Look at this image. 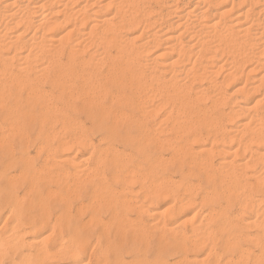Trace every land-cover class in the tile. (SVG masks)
I'll return each instance as SVG.
<instances>
[{"label":"bare ground","instance_id":"obj_1","mask_svg":"<svg viewBox=\"0 0 264 264\" xmlns=\"http://www.w3.org/2000/svg\"><path fill=\"white\" fill-rule=\"evenodd\" d=\"M151 3H154L155 6L153 7ZM183 35L187 36V37L183 38ZM140 39H141V41H139V42H141V43L138 44L137 41ZM147 54H149L148 55L149 57L145 56ZM63 55H64L65 60H62ZM0 69H1L0 72L2 71V75L0 73V109L3 110L5 115H19V116L20 115H22V116L31 115V117L34 118V116H32V115H56V116L62 115L63 116V115H75V113L82 112L85 115H91L90 118H93V117H95V119L97 118V120H100L101 118L106 119V117L110 116V115H111L110 117L117 115L116 116L117 119H116V117L114 118V120L116 119V121L117 120L120 121V122L117 121V123H121V121H122L121 119H123L120 117L121 115H125V116L126 115L127 116L128 115H132V116L133 115H139V116H145L146 118H147V115L148 116L149 115H151V116L152 115H156V116L165 115L167 119L171 118L173 115H175V116L177 115L174 118V120H173V118H171L174 121L175 125H174V123H172L173 125L170 124L171 125L170 127L172 128V130H173V127L176 126L177 130H173V131H176L177 133L174 136L178 138V141L180 140L179 141L180 144L182 143L180 145L179 142L177 141V138H176V143H178L180 145V148H178L177 152L179 153V151H180V152H182L181 154H183V156L188 155L187 157L191 158V160H190V159H185L183 157L184 160H189L188 161L189 163L187 161H186L187 162L186 163L184 160H182V157L181 158L179 157L182 160V162L184 161V164L186 163L187 165L191 163L190 165L192 166L196 162V159L198 158L200 153L210 154L212 156V152L214 151V153L218 154V156H216V157H219V160H218V162H216V164H213L210 162L211 157L209 158V156H208V158L210 160H207V159H206L207 161L204 160L207 157V155L206 156L204 155L205 158L202 157L201 158L202 160L199 158L200 161L198 159L197 161H199V162H197V163L201 164L200 166L202 168L206 164L209 165V167L214 165L215 167L219 168V170L220 169L223 170L224 168L225 169L227 168V172L226 171H225V173L223 172L224 174L223 173L220 174L218 172L219 173V176H218V175H215L216 173L213 174V172H212V174L208 173L207 171L209 170V172H210L211 168H208V170H207V168H206L207 166L205 167L206 168L205 174L207 173L206 174L207 176L205 175L206 178L204 177V180H207L209 183L210 182L212 183V186L210 188L208 187V189H206V191L204 192V195L202 193L203 197H202V200L200 201L203 204V206L205 205V206L209 207L207 209V213L205 212L207 215L204 214V217L206 216V219L203 217L205 220H207V223H205V225L206 226L208 225V227H209V225H213L215 228H217V231L223 230V232H225V233L227 232L228 238L226 239V242H224V239H223L222 244H226L227 247H226V245H225V247L229 248V251H230V248L240 251V253H239L240 257L237 260H241V258H243L244 256L247 259H250V257L248 256L249 250H245L244 247L242 248V246L240 245V242H242V241L243 242L244 241L252 242L254 244L253 246L257 247V221L258 220L260 221V219L257 220V217L260 214H262V216L260 215L262 218L264 217L263 216V214H264L263 209L264 208L261 207L262 208L261 212H259L260 210L259 211L257 210V209H261L260 205L264 204V202H263L262 204L259 205V203H261L262 200H259V203H257V194H258L257 190H259V192L264 197V177H261L263 175V173H262V175H259V172L260 173L262 171L264 172V170H263L264 168L259 169L257 171V168H258L257 165L258 164L263 165L261 162H264V156H263L264 152L262 151L263 155L260 152L262 150V147H264V0H3V2L0 1ZM14 69L16 71H18L19 74L18 73L14 74L13 73ZM220 70L221 71L223 70L224 75H223V78L221 77L222 78L221 81H219V80L217 81L214 78L218 77L220 75V73H221ZM217 72L219 75L217 74L215 76V73H217ZM252 72H257V73H252ZM9 73L10 74L12 73V75L10 77H9ZM252 74H255V75L251 76ZM26 82H29V83H26ZM43 82H49L50 88H51L50 91L47 89L48 92H46V89L41 88V84H43ZM10 83H14V85L11 84L10 87L9 86L6 87V85L7 84L9 85ZM26 84L27 85L29 84V87L26 86L29 89L25 87ZM16 85L19 87V89L20 88L22 89L24 86L25 91L28 92L26 94L24 91V93L27 95V96L25 95L26 96L25 98L20 97L21 95L19 93L21 92V90H19L18 87L16 88ZM13 87L16 88L15 90L18 89L17 91H15V93H12ZM228 87H233L232 92L231 91L227 92V89H229ZM27 89H28V91H27ZM250 99L251 100L253 99V101H254L253 102L254 105L251 104L252 106H250L248 104V101ZM206 100L210 101V104H208V106H204L203 104H202L203 107L200 106L201 102L206 104V102H208ZM223 105L229 106V108L224 109V108H222ZM24 106L28 107L27 108L28 110H26V109L22 110V108ZM2 115H3V113H2ZM118 115H120L119 116L121 118V119L119 118L120 120L118 119ZM169 115H170V117H169ZM212 115H215V117L212 118L211 117ZM56 116H54V118ZM165 116L163 118H165ZM195 116L199 119H202V122H203L204 118L209 117L211 122H210V124L207 123L209 121L207 118V119H204V121L206 120L205 122L207 123V125L209 124L208 126L205 125L206 124L205 122H204L205 124L201 123L200 122L201 120L199 121V119H198L199 122L197 123V121H195L197 119ZM46 117L49 118L48 116H46ZM122 117H124V116H122ZM128 117H130V116H128ZM128 117H127V119H128ZM153 117H155V116H153ZM181 117H183V119H187L185 122H187L189 119L191 120L193 117H195L196 119L193 118L194 119L193 122L195 121L197 124H195V122L193 124V122H191L192 120L184 124L183 123L184 120ZM27 118H29V116ZM142 118L144 119V117H142ZM23 119H24V117H23ZM127 119H125V120H127ZM29 120H31V118H29ZM40 120H41V118H40ZM53 120H55V119H53ZM114 120H112V123L115 122ZM125 120H123L122 123ZM146 120L148 121V119H146ZM182 120H183V122H182ZM235 120H238V122H236ZM60 121H62V120H60ZM162 121H160L161 123L159 125H162ZM164 121H165V119H164ZM21 122H23V121H21ZM32 122H34V121H32ZM54 122H56V121H54ZM136 122L138 123L139 121H136ZM233 122H235L236 124L232 125ZM40 123L43 124V122H41V121H40ZM48 123L51 125L52 121H51V123L50 122H48ZM102 123L99 121L97 124H98V126H102ZM182 123H183V125H182ZM63 124H61L60 126H62ZM16 125H13V126H16ZM67 125H69V124H67ZM114 125H116V124L114 123L113 126L109 127V129H108V131H109V133H107L108 134V136H107L108 141L111 139H114L113 137H114L115 130H116ZM137 125H139V123ZM137 125H136V127H137ZM159 125L157 124L156 128H154L155 126L153 125L154 127L152 129L154 131L156 129L159 131V133L156 132L157 130L155 132L160 136V138H159L160 141H159V139L156 140L158 135L156 136V134L151 129L156 137L153 136L151 133L150 135H152V136L151 137L147 136V138L145 140H143V142L139 146V149L143 152L142 162L148 164L149 168L153 164L157 165V164L163 163L164 161L165 162H167V161H166V159L164 161H162L163 159H162V157H160L161 156L160 154H159L160 155L159 157L154 155L155 158L153 159V157H151L150 154L147 153V151H146L147 148L149 149L150 147L155 145V146H157L156 148L158 149V146L163 147V144H166L168 142H169V144H167V146L170 145L169 146L170 148L173 145H176V146L178 145V144H174V143H172L173 145L170 144L171 142H173V139L171 138V134H173V132H171L170 127H169L170 132H171L170 134H169V130H165V127L167 125H163L164 129H162V130H164L165 133H168V135H170V138L172 139V141L170 140L169 136L164 137L165 133H163L162 137L166 138L165 143H164V140L161 139L162 130H161V127ZM0 126H1V124H0ZM3 126H6V124ZM3 126H1V127H3ZM52 126H51V128H52ZM55 126H56V123H55ZM64 126L66 128L65 124H64ZM205 126H207V127H205ZM9 127H11V126H9ZM16 127H18V126H16ZM201 127L203 129L209 128V130L205 129L206 135L207 134L209 135L212 133L211 134L212 136L207 135L208 138H207V136L205 137L207 139V141L204 139L201 140V138L203 136H205V135L202 136V134L200 133ZM65 128L63 130H65ZM68 128L66 129L67 131H68ZM77 128H75V129L78 130ZM143 128H145V127H143ZM10 129L13 130V128H10ZM18 129L19 128L16 129V132L17 131L20 132V130H18ZM23 130L20 133L23 134ZM49 130L50 129L48 127L47 131H49ZM140 130H141V128H140ZM140 130H139V132H140ZM144 130H146V129H144ZM149 131H150V129H149ZM208 131H211V132L209 133ZM3 133H1L2 137H0V139L5 137L3 135ZM24 133L27 134L26 131ZM19 134H17L18 137H19ZM43 134H44V132H43ZM53 134H54V132H53ZM12 135H13V133H12ZM55 135H53V136H55ZM61 135L62 134H60L58 137H60ZM124 135H126V134H124ZM137 135H139V134H137ZM27 136L25 135V137H27ZM77 136H79V135H77ZM84 136H86V135H84ZM8 137H7V139H8ZM22 137H20V138H22ZM55 137H57V136H55ZM62 137H64V136H62ZM127 137H128V135H127ZM130 137H131V135H130ZM153 137L156 139H154ZM28 138H29V136H28ZM50 138H51V136H50ZM67 138L68 137H66L67 141L61 140L62 142L59 143V145L57 144L58 146L55 148L57 151H55L54 148L52 149V148L46 147L44 145L46 147L45 148V147H43V144L40 143L42 146H40V147L38 146L39 150L37 152H39L40 148L42 149V147H43L44 151L47 149V152H51L50 157L48 159L52 158L54 160V162H52L53 164L54 163L55 164L56 163L61 164V165L62 164H68L72 167H75V171L71 174V175H73L72 177L73 178L75 177V179L77 180L75 182H71V183H73L72 186L75 187V186L80 185L81 182H83V184H85L84 181H86L88 178L90 180H92L90 178V177H92L91 176L92 173L88 175V172L94 173L96 168L94 169V167H93L94 171H92V169L90 171L89 168H88V170H89L88 171L85 168L86 172H87V173H85L83 164H87L86 163L87 161H85V159H87V156L88 157L90 156L88 154V152H91L92 158H93L94 154L92 151L84 150L88 155L86 156V158H85V156L83 158L82 157L83 155L78 156V152H79V150H78V152L76 151L77 153L73 152L75 155L74 154L72 155L71 152H69L70 150H72V149H70L71 147L69 146V144L71 145L70 138H69V140ZM81 138L79 137V140ZM167 138H169L168 142H167ZM45 139H47V138H45ZM52 139H54V138H52ZM56 139H58V138H56ZM73 139L75 140V137ZM98 139H97V141H98ZM131 140L134 141V139H131ZM138 140H140V138ZM138 140H136V141H138ZM128 141H130V138ZM174 141H175V139H174ZM2 142L3 141H1V143ZM56 142H57V140H56ZM56 142H55V144H56ZM74 142L79 143V141L76 142V140ZM109 142H111V141H109ZM19 143L25 144V142H20V141H19ZM82 143H86V142L82 141L81 144ZM90 143H92V142H88V145ZM81 144H79V146H81L80 148L86 146V144H85V146H83ZM5 145H6V143H5ZM46 145H49V144H46ZM74 145L75 144H73V146ZM107 145H109V144H107ZM150 145H152V146H150ZM135 146H136V144H135ZM176 146L174 149L172 147L171 151L174 150L176 152V150H175V149H177ZM67 147L69 150L67 149ZM96 147H98V146L96 145ZM110 147H111V145H110ZM93 148H94V146H93ZM1 149H2V146H1ZM22 149H24V148H22ZM50 149H51V151H50ZM106 149H107L106 152L109 153L108 150H110L111 148H109V146H108ZM115 149L113 151L110 150L109 154L112 155V157L108 158L109 154L106 155V153L102 150L103 153L101 151H99L98 154H95L96 155L95 158L98 157V159L96 160L94 158V160L96 161L95 164L99 163V166H100L101 162H98V160L102 161V162L106 161V162H108V164L113 166V168L115 169L113 179L116 182L118 181L122 184V186L120 188L121 192L115 191L118 188L116 187V189H114L112 185L111 186L114 190L111 189L110 185H108V183H106L105 180H102L103 183L105 182L104 187H101L99 185L97 186L98 182H96V185H95L96 187L93 188L92 185H93V182H95V181L90 183V184H92L91 185L92 189H95L94 191L92 190L93 194L91 193V197H90L92 199L91 203L93 205V208H94V210H96L95 213H98L97 208L99 209L100 207H105V206L107 208L110 207V210L113 211L112 215L114 216V219H115V217L117 218L119 215L121 216V214L123 215V212L129 211V209L132 207V206H129V201H131L130 199L135 197V196H133V192H134V191H132L133 189H130V184L133 183V185H134L133 180H135L134 178H135V174H136L135 173L136 171L134 172L135 169L133 170L132 166L127 165V164H131L132 161L130 159L129 160L131 162L126 161L127 158L124 159V157H126L125 155H123L124 153L122 154V156H124V157H122L121 155L117 154L118 150L116 149L117 151H115ZM9 150H10L11 155H12V150L10 148H9ZM158 150H161V149H158ZM20 151L22 152V150H20ZM52 151H55V152L52 153ZM84 151H81V152L85 153ZM174 151H172V155L175 154V153H173ZM47 152H46V156H47ZM153 152H156V151H153ZM25 153H27V150L25 151ZM58 153H60V154L58 155ZM197 153H199V155L196 158L195 156L197 155ZM103 154H105V156ZM181 154H179V155H181ZM217 154H213V155H217ZM102 155L104 157H102ZM179 155H177V156H179ZM192 155H195V156H192ZM27 156H30V155L28 154ZM135 156H136V154H135ZM175 156H176V154H175ZM177 156H176V158L178 159ZM131 157H132V155H131ZM192 157H195V161L193 160L194 158H192ZM199 157H201V155ZM26 158H28V157H26ZM29 158H31V157H29ZM32 158H33V156H32ZM171 158L173 159L174 156L173 157L171 156ZM138 159H139V157H138ZM180 159H178V160L180 161ZM26 160L24 162L23 161L22 162L26 163ZM30 160H32V159H30ZM46 160H47V158H46ZM212 160H213V156H212ZM28 161H29V159H28ZM84 161H85V163L82 164V162H84ZM169 161H170V159H169ZM179 161H178V163H180ZM139 162H141V161H139ZM3 163H4V161H3ZM42 164H43V162H42ZM53 164H52V166H53ZM95 164L93 163L94 166H95ZM169 164H167V165H169ZM61 165H60V167H62ZM160 165H162V164H160ZM171 165H172V163H171ZM181 165H183V163ZM190 165H188V168ZM195 165H197V164H194L193 166H195ZM55 166H58V165H55ZM162 166H164V165H162ZM197 166H198L197 168L200 167L199 165H197ZM45 167H47V166L44 165L43 169ZM48 167H50V165ZM131 167H132V169H131ZM136 167H137V165H136ZM159 167H161V166H159ZM40 168L41 167H39V169ZM53 168H51V169H53ZM138 168L139 167H137V169ZM146 168H145V170H146ZM152 168H153V166H152ZM200 168L198 170H200ZM217 168H214V169L217 170ZM3 169H4V167H3ZM39 169H38V171H40ZM160 169H162V167ZM165 169H166V165H165ZM214 169H212V171ZM20 170H21V167H20ZM31 170L33 172L34 169H31ZM203 170H204V168H203ZM22 171L23 170H21V172ZM45 171H47V170H45ZM56 171H54V172H56ZM189 171H190V175H191L192 172H191V170H189ZM196 171H197V169H196ZM21 172H20V174L23 173V172L22 173ZM67 172L68 171L66 170V173ZM95 172L96 173H94L93 175L98 174L97 170ZM154 172H155V170H154ZM42 173H44V172L42 171ZM100 173H102V172L100 171ZM140 173H142V172H140ZM201 173L203 174V171ZM31 174H33V173H31ZM56 174L58 175L60 173H56ZM61 174H63V173H61ZM68 174H70V173H68ZM68 174H67V176H68ZM84 174H87V176H84ZM102 174H101V176H102ZM144 174H146V173L144 172ZM150 174L152 175L153 173H150ZM18 175H19V173H18ZM40 175L45 176V175L41 174V172H40ZM60 175L58 178H60V177L63 178L62 177L63 175L62 176H60ZM110 175L112 176V173H110ZM13 176H15V174H13ZM13 176H11V178ZM21 176L22 175H20V177ZM24 176H25V173H24ZM82 176H84V178ZM111 176H110V178H111ZM146 176H148V174ZM191 176L194 177L193 175H191ZM196 176H198V174ZM7 177H6V179H7ZM69 177H70V175H69ZM95 177H93V178H95ZM97 177H98V175H97ZM8 178H10V175ZM34 178H36V177H34ZM39 178H40V176H39ZM82 178L85 180L84 181L80 180ZM98 178H96V179L98 180ZM102 178H104V176H102ZM142 178H144V175ZM201 178H203V177H200L199 179H201ZM10 179H9V181L14 180V179H11V180ZM25 179H27V178H25ZM30 179L32 180V178H30ZM30 179L28 178V180H30ZM37 179H38V177H37ZM57 179L54 178V181ZM136 179H138V178H136ZM61 180L59 179V181H61ZM63 180H64V178H63ZM162 180L165 181L163 178L158 180V181L160 182ZM20 181H21V179H20ZM38 181H39V179H38ZM48 181H49V179H48ZM59 181L57 180V182H59ZM78 181H80V183ZM115 181H112V183ZM217 181L219 182V184ZM14 182H16V180ZM18 182H19V180H18ZM77 182H78V185H76ZM118 182L116 184H118ZM140 182H142V179L140 180ZM148 182H149V180H148ZM159 182L157 185H160V184L163 185L164 184V183L162 184ZM10 183H12L14 185L13 182H10ZM87 183H88V181H87ZM209 183H207L208 186L211 185ZM7 184L9 185V183H7ZM65 184L67 186V187L66 186L65 187L68 188L67 183H65ZM99 184L102 185V182L101 183L99 182ZM116 184L114 183V186ZM29 185H31V184H29ZM54 185H56V183ZM60 185H61V183H60ZM82 185H80L79 189L76 187L75 188L71 187L72 190H70V188H68L69 191H67L68 189L63 187L66 189V191H64V190H62V191H64V193L68 192V197L71 196V198H72L73 197L72 195H76L79 192ZM155 185H156V183H154L153 186L156 187ZM178 185H180V184H178ZM191 185H194L193 188H195V184H191ZM153 186H152V188H148V187H146V188L149 190L151 189V191H152ZM1 187H3V186H1ZM9 187H11V184ZM32 187L34 188L36 186H34V184H33V186H30V188L32 189ZM42 187H44V186H42ZM61 187H59L58 190ZM83 187L85 188L84 185H83ZM143 187L144 186H142V188ZM196 187H197V185H196ZM190 188H191V186H190ZM190 188H189V190H190ZM13 189H14V187H13ZM195 189H197V188H195ZM34 190L35 189H33L31 191H34ZM143 190H145V189H143ZM154 190L152 192H155ZM191 190H193V189H191ZM9 191H11V190H9ZM45 191L46 192L51 191L50 194L52 193V195H50V197H53V199H55L54 198L55 194H53V191H54L53 189L52 190L49 189V190H45ZM136 191L138 193V190H136ZM158 191H159V189H158ZM158 191H156V192H158ZM88 192H91V191H87L86 193H88ZM163 192H165V190ZM29 193H30V191H29ZM147 193H146V195L144 194L145 198H143L144 197L143 196L142 197L143 199H147L148 198L147 195H150L151 192H149L148 194ZM187 193H189V192H187ZM191 193H190V197H194L193 195H191ZM56 194H58V193H56ZM134 194H136V193L134 192ZM157 194L158 193H156V195ZM168 194H169V192H168ZM172 194L173 193H171V195ZM29 195L30 194H28L27 197ZM48 195H49V193H48ZM62 195H64V194L61 193V195L59 194L57 196H60V198H61ZM77 195L79 196V193ZM129 195H131V198L129 197ZM162 195L163 194H161V197H163ZM173 195H175V194H173ZM88 196H90V195H88ZM158 196H157V198H158ZM13 197H15V196H13ZM47 197L50 198L49 196H46L47 200H48ZM74 197H73V200H74ZM83 197H86V196H83ZM140 197H141V195H140ZM182 197H184V196H182ZM19 198L23 199L21 196H19ZM19 198H18V200H19ZM63 198H65V196ZM63 198H62V200H64ZM166 198L167 197H165L164 199H166ZM24 199H25V197H24ZM37 199H39V198H37ZM46 199H44V200H46ZM53 199H52V201H53ZM66 199L64 201H61V199H60V201L62 203L64 202V204H65V203H67ZM69 199H67V200H69ZM75 199H78V198L76 197ZM150 199H151V196H150ZM153 199H154V197H153ZM180 199H181V197H180ZM185 199L184 200L182 199V201L180 200L179 204H177V202H176L177 206L175 203L171 202V203L175 204V206L172 207V209L169 206H168L169 208L167 207V210H166V208H164L166 210L165 212H169V214H172V215L176 214L174 216L183 215L184 218H186L182 221L179 219L180 221L178 220V222H180V223L177 226H175L177 223H175L174 226L172 224V228L175 227L173 229L171 228L173 231H175L176 227L179 229H180V227L182 228L184 226L183 224H185L184 222H187V221H188V223L190 221V222H193V224H195L194 220H195V218L198 217L196 214H197V212L200 213V211L202 209V208L201 209L198 208L199 207L198 206L197 209L198 210L200 209L199 211L196 210V208L192 212L189 211V210H193V207H194V205H196L195 202L197 200L195 201V200H193V198L192 199L191 198H185ZM73 200L70 199L69 202L73 201ZM133 200H136V199H133ZM176 200L179 201V199H176ZM7 201H8V199H7ZM27 201H26V203H27ZM39 201H41V200H39ZM39 201L37 200V203ZM76 201H78V200H76ZM82 201H80V203H79L80 205H77V204H75V205H77L79 208L83 203ZM171 201H175V199L173 198V200H171ZM221 201H223V203ZM23 202H24V200H23ZM89 202H90V200H89ZM18 203H20V201ZM150 203L152 204L153 201L152 200L149 201V203L147 205L148 208L150 206L152 207V205L155 202L152 205H150ZM12 204L15 205V211H16L17 197H16V203H12ZM30 204H28V205L30 206ZM64 204H63V207L69 206V205L67 206L66 204L65 205ZM86 204H88V202ZM86 204L83 203V207H85ZM132 204H133V207L135 205H137L134 203H132ZM202 204H201V206H202ZM41 205L42 204H39L38 207ZM18 206H19V204H18ZM89 206H88V208H89ZM154 206H156V205H154ZM170 206H171V204H170ZM233 206L236 208L235 209L236 214H234L232 212V214H234L235 216L231 217L230 212L232 210L231 207H233ZM46 207H47V205H46ZM66 207H64V208H66ZM83 207L81 206L80 210H82ZM136 207H138V206H136ZM32 208H34V207H32ZM30 209H31V207H30ZM41 209H43V207ZM44 209L46 212L47 208L44 207ZM84 209L89 210L91 208H89V209L84 208ZM140 209H141V207H139V210H137V211H141V212L143 211V212H145V214L148 212L151 214V212H149L148 209L145 210L143 207H142V210H140ZM58 210H60V209H58ZM76 210H77V207H76ZM83 210H82V214H83ZM155 210L156 209L152 210V212L153 211L154 212L151 215H153L155 213V214H157L156 216L161 217V215L159 213H157V210L156 211ZM187 210L189 212L193 213V214H191L192 216L191 215H190V217H189V215L186 216L185 212ZM12 211L13 210L10 207V209H8L7 212H9V215H10V212H12ZM78 211L77 212L73 211V213L76 212L77 216L82 215V214H80L81 211L79 214H77ZM90 211H92V209ZM98 211H100V209ZM160 211H162V210H160ZM129 212L131 213V210ZM110 213H112V212L110 211ZM163 214H165L164 216H168L169 218L172 217V216H169L168 213L167 214L163 213ZM201 214H203V213H201ZM9 215H7L6 217L8 218ZM18 215H21V214H19V212H18ZM18 215L15 216L16 218L13 217L14 223H10V225H11V228H10L11 231L9 230L10 233L12 231L15 232L14 229L18 228V223H19V217L17 218ZM23 215H25V214H23ZM61 215H63V214H61ZM67 215L68 214H65V216H67ZM91 215H92V213L90 214V217H87V218L90 219V218L94 217L93 216L94 214L92 215V217H91ZM59 216H60V214L57 215L56 219H54V220L58 221ZM70 216H68V217H70ZM96 216H97V214H96ZM110 216H111V214H110ZM113 216H112V218H113ZM44 217H46V216L44 215ZM80 217L81 216H79L78 219H80ZM126 217H128V216H126ZM201 217L202 216H200V218ZM13 218L11 216L9 219H12V221H13ZM63 218H64V216H63ZM96 218L97 217H95V219ZM152 218H153V216H152ZM174 218L175 217H173V220H175ZM6 219H5V221L7 222ZM92 219L89 221H92ZM120 219H119V221H121ZM130 219L132 220V218H130ZM138 219H140V218H138ZM138 219H136V220H138ZM167 219L165 218L166 221H167ZM263 219H262L263 222L261 221L262 223L258 222V223H260L258 225V228L260 229V227H261L262 229H260V230H261V232L264 233V231H263L264 220ZM0 220H2V218ZM29 220H30V218H29ZM59 220H60V218H59ZM100 220H99V222H101L100 225L103 227L102 229L106 230V228H105L106 226L105 225L103 226V224H107L108 222L104 221V219L102 221H104L106 223H104ZM116 220H118V218ZM30 221H32V220H30ZM45 221H47V220H45ZM68 221H66V222L69 223ZM94 221H96V220H94ZM94 221L89 223L88 228L90 227V224H93L95 227V225L99 223V222L98 223L95 222L96 223L95 224V223H93ZM97 221H98V219H97ZM119 221H117V222L121 224L122 222H119ZM166 221H164V222H166ZM175 221L177 222V220H175ZM36 222L38 223L39 219ZM82 222H83V220H82ZM88 222H85V224L86 223L88 224ZM117 222H116V224H117ZM128 222H130V221H128ZM141 222H143V221H141ZM154 222H156V221H154ZM196 222H197V220H196ZM3 223H4V221H3ZM32 223H34V222H32ZM48 223H49V221H48ZM109 223H111V222L109 221ZM124 223L125 222H123V225H124ZM181 223L183 226L181 225ZM201 223L198 224V222H197V225L195 224L196 226H194V225L193 226L196 228L199 227V229H200V227L202 226ZM12 224L14 225L13 227H12ZM30 224H31V222H30ZM44 224H46V223H44ZM44 224L43 225L40 224V225L44 226ZM79 224H78V226H79ZM108 224H107V226H109ZM145 224H146V222H145ZM162 224L164 227L165 223H162ZM61 225H59V226H61ZM82 225H84V223H82ZM100 225H99V230L101 229ZM205 225H203L202 227L204 228ZM46 226H45V229L44 228H42V229L46 230L47 229ZM53 226H51L52 230H54ZM57 226H58V224H57ZM25 227H27V226L25 225ZM55 227H56V225H55ZM139 227H140V225H139ZM154 227H155V225H154ZM157 227H158V225H157ZM19 228H18V230H19ZM165 228L167 229L168 227H164V229ZM250 228L256 230V233L254 236L253 235L250 236V234L248 233V230H250ZM49 229H50V227H49ZM51 229L49 231L50 233L52 232ZM102 229H101V231H102ZM129 229H131V228H128L127 230H129ZM171 229L168 228V230H170V231H171ZM192 229H193V227H192ZM24 230L25 229H23V231ZM27 230L28 229H26V231ZM149 230L150 229H147V231H149ZM176 230L178 231V229H176ZM234 230H238V233H234ZM5 231H7V230H5ZM23 231H21V232L23 233ZM82 231H85V230L83 229ZM86 231H87V229H86ZM28 232H29V230L27 231V233ZM73 232H74L73 237H71L70 239L67 237L69 239L68 242L70 244L68 253H69V256H71L70 258H72V262H71L72 264H80L83 261V258L86 255L88 248L86 246L82 247V245H84L83 243H85V241H83L81 239L80 234H79L80 231L78 232V231L74 230ZM105 232H107V231H105ZM158 232L160 233V231H158ZM182 232H183V230H182ZM182 232H181L182 237H184L186 233L183 234ZM207 232H209V231H207ZM211 232H212V229L210 230V233ZM7 233H8V231H7ZM27 233H26V235H27ZM29 233H28V236H29ZM36 233H38V232H36ZM50 233L45 234V237L44 236L38 237L39 241H40V238L42 239L44 237L43 239H45V240L42 243L44 244L46 241L49 242L48 240L50 238H48V236L50 235ZM104 233L102 236H104ZM107 233H105V235ZM131 233H132V231H131ZM171 233H172V231H171ZM201 233H203V231ZM3 234H4V232H3ZM5 234H6V232H5ZM13 234H15V233H13ZM17 235H19V234L17 233L14 236V238H16ZM22 235H25V232ZM158 235H160V234H158ZM207 235H206V237H207ZM209 235H208V237H209ZM160 236L162 237V235H160ZM194 236H196L195 233H194ZM19 237H20V239H23L22 236L19 235L17 237L18 240H19ZM56 237H58V236H56ZM107 237L108 236H106V238ZM62 238H59V239L62 240ZM116 238L118 239L117 236H116ZM122 238H123V236H122ZM162 238H165V237H162ZM185 238H187V236ZM193 238L194 237H192V239ZM214 238H215V236H214ZM32 239H34V238H32ZM120 239H121V237H120ZM143 239L141 238V240H143ZM203 239L204 238H202V240ZM3 240L9 241L10 239H7V238L4 239V236H3ZM66 240H64V241H66ZM85 240H86V238H85ZM103 240L105 241V238ZM103 240L101 242H103ZM194 240L196 241L197 239L194 238ZM202 240L200 242L204 241V240L203 241ZM218 240H221V239L218 238ZM0 241H1V243L6 242V241H2V239ZM20 241H18V242H20ZM41 241H40V243H41ZM207 241H208V238L204 242L206 244H208ZM209 241L212 242V240H209ZM11 242L17 243L16 241H11ZM29 242L32 244V242L36 243L38 241L35 239V240H32V242L31 241H29ZM135 242H136V240H135ZM147 242H148V240H147ZM177 242L178 241L176 240L175 244ZM189 242H190V240H189ZM211 242H209L210 248H208V251H210L212 249L211 248L212 245H214L216 243V241H215V243L211 245ZM20 243L22 244V242H20ZM23 243H24V241H23ZM59 243H61V245H62L63 241H61ZM59 243H57V244L59 245ZM111 243H112V241H111ZM113 243H114V241H113ZM120 243H122V242H119L117 245H121ZM125 243L127 244V242H125ZM192 243H193V248L194 247L195 248L197 247L198 249L200 248L199 243H198L199 245L198 244L194 245V241H193V242H190L189 244L191 245ZM205 243H203V244L206 245ZM14 244H12V245H14ZM53 244H54V242H53ZM85 244L87 245V242ZM101 244L104 245L106 243H104V244L101 243ZM107 244H108V242H107ZM10 245H11V243H10ZM16 245L18 246V244H16ZM34 245L36 246L38 244L36 243ZM106 245H104V246H106ZM204 245H202V247H204ZM25 246L26 245H24V248H25ZM63 246L66 247V244ZM80 246H81V248H80ZM104 246L102 247L103 248L102 250L100 249L101 252L102 251L104 252V250H105ZM114 246H115V244H114ZM185 246H186V244L185 245L183 244L182 252L184 251L186 253V251L189 249V247H188V245L186 247ZM40 247L41 246H39L38 249H40ZM42 247L44 250L45 245H43ZM56 247L58 248V246H56ZM59 247H60V245H59ZM70 247L72 248L71 250H70ZM78 247L81 249V253H78V251L75 250V248L77 249ZM111 247L112 246H110L109 248H111ZM4 248L6 249V247H4ZM79 248H78V250H79ZM93 248H94V246H93ZM32 249H34V248H32ZM60 249H62V247ZM176 249H177V247H176ZM178 249H179V247H178ZM192 250H194V249H192ZM199 250L202 251L203 249L200 248ZM212 250L214 251V249H212ZM225 250H227V252H228V249H225ZM36 251H37V248H36ZM44 251L46 253V252H48V249H47V251L46 250H44ZM44 251H42V253ZM206 251H207V249H206ZM0 252H1V249H0ZM3 252H5V251H3ZM50 252L54 253L53 251H50ZM62 252L64 253V251H62ZM202 252H204V251H202ZM110 253H111V251H110ZM231 253H232V251H231ZM106 254H107V252H106ZM190 254H191V252H190ZM192 254H193V251H192ZM206 254H207V257H208V255H209V257L212 256V255L210 256V254H208V252ZM206 254H205V257L203 256L202 258H200L199 255L192 256L193 259L189 256H184V258H183L182 257L183 255L180 257H182V260H187L188 262L191 260L192 262H195V264H196V262H198L197 264H202V263L204 264V262L201 259L206 258V261H207ZM228 254H230V253H228ZM31 255H29V256H31ZM87 255H89V253ZM216 255L219 256V253L215 254L214 259H216ZM43 256H45V255H43ZM100 256H102V255L100 254ZM141 256H142V254H141ZM224 256H225V254H224ZM103 257H105V256H103ZM198 257L200 258V260H198ZM252 257H253V263L252 264L263 263V262L259 263V261H257V258H259V257H257V253L254 254V252H253ZM47 258H46V260H47ZM123 258L117 256V258L116 259L114 258V259H115V261L117 260L118 264H125L124 262L126 260L124 261ZM212 258H210V259H212ZM227 258H230V257H227ZM227 258H225L222 263L217 262L219 259H216L215 261L219 264H224L226 262L231 263L229 261L232 259H230V260L228 259L229 261H227ZM56 259H57V257H56ZM85 259H87V258H85ZM100 259L101 258H99L98 260H100ZM94 260H97V259H94ZM32 262H33V260H32ZM87 262L85 261V263H87ZM150 262H152V261H150ZM176 262H177V260H176ZM179 262H180V260H179ZM179 262H177V264ZM209 262H211V260H209ZM244 262H246V261L244 260ZM244 262L241 261L240 264H245ZM127 263H129V262H127ZM217 263H214V264H217ZM238 263L239 262H237V264ZM102 264H103V262H102ZM111 264H113V263H111ZM166 264H167V262H166ZM173 264H176V263L173 262ZM182 264H183V262H182Z\"/></svg>","mask_w":264,"mask_h":264},{"label":"rangeland","instance_id":"obj_2","mask_svg":"<svg viewBox=\"0 0 264 264\" xmlns=\"http://www.w3.org/2000/svg\"><path fill=\"white\" fill-rule=\"evenodd\" d=\"M0 1H2L3 2V0H0ZM152 4V6L154 7L155 6V4L154 3H151ZM181 4V3H180ZM179 4V5H180ZM187 36H184L183 35V38H186ZM139 41H141V39L140 40H138L137 41V43L139 44V43H141V42H139ZM149 54H147V55H145V56H148ZM149 57V56H148ZM62 60H65V58H64V55L62 56ZM1 70V69H0ZM16 70L14 69V71H13V73L15 74V73H18V71H16ZM219 72V71H218ZM218 72L217 73H215V76L218 74ZM220 75L218 76V77H215L214 79H216L217 81L219 80V81H221V79L223 78V70L221 71L220 70ZM1 73V75H2V71L0 72ZM252 73H257V72H252ZM19 74V73H18ZM17 74V75H18ZM12 75V73L10 74L9 73V77ZM255 74H252L251 76H254ZM214 77V76H213ZM222 77V78H221ZM15 83V82H14ZM14 83H10L9 85L7 84L6 85V87L7 86H9L10 87V85L12 84V85H14ZM26 83H29V82H26ZM43 85V86H42ZM26 86H28L29 87V84L27 85H25V87ZM8 87V88H9ZM18 86L16 85V88H17ZM28 87H26V88H28ZM7 88V89H8ZM16 88H14L13 87V89H12V93H15V91H17L18 89H19V87H18V89L17 90H15ZM41 88L42 89H46V92H48V90L50 91L51 90V88H50V84H49V82H43V84H41ZM229 89H227V92H232V90H233V87H228ZM23 89V90H22ZM20 88L19 90H21V92L19 93L21 96L20 97H22V98H25L27 95V93L28 92H26L25 91V89H24V86H23V88ZM29 89V88H28ZM28 89H27V91H28ZM48 89V90H47ZM9 90V89H8ZM14 91V92H13ZM24 91H25V93H24ZM45 91V90H44ZM26 95V96H25ZM254 99V98H253ZM253 99L251 100H249L248 101V104L250 105V106H252L251 104H253L254 105V101H253ZM206 101H208V100H206ZM205 102V101H204ZM201 105L200 106H202L203 107V105L204 106H208V104H210V101H208V102H206V104L205 103H200ZM203 104V105H202ZM28 107H26V106H24L23 108H22V110H28L27 109ZM222 108H224V109H228L229 108V106H224L223 105V107ZM2 113H3V115H2ZM7 116V117H6ZM19 115H5L4 114V112H3V110H1L0 109V124H1V126H3V125H5L6 124V126H3V127H1L0 126V137H2V134L1 133H3V135L5 136V137H3L2 139H0V143H1V141H3L1 144H0V183L2 184H0V217L2 218V220H0L1 222H0V240L2 239V241H6V240H3V236H4V239H10L9 241L7 240L6 242H3V243H1V241H0V249H1V252H0V264H72L71 262H72V258H70L71 256H69V253H68V251H69V239L71 238V237H73L74 236V230L75 231H80L79 232V234H80V237H81V239L83 240V241H85V243L87 242V245L85 244V243H83L84 245H82V247H87L88 249V251L86 252V255L84 256V258H83V261L85 260L87 263H85V261L83 262H81L80 264H102V262H103V264H111V263H113V264H118L117 263V260L115 261V259L117 258V256H119V257H124L123 259H124V263L125 264H160L161 262V264H166V262H167V264H173V262L174 263H176L177 264V262H179V260H180V262L178 263V264H182V262H183V264L185 263V264H195V262H192L190 259L192 258V256H194V255H199V257L200 258H202L203 256L205 257V254L208 252V254H210V256L211 257H209V255H208V257H207V254H206V257H207V261H206V258H203V259H201L203 262H204V264H214V263H217V262H219V263H222L223 262V260L225 259V258H227V257H230V258H227V261H229L230 259H232V260H230L229 262H231V263H228V262H226V263H224V264H237V262H239L238 264H240V262L242 261V262H244V260L246 261V262H244L245 264H252L253 263V252H254V254H256L257 253V257H259V258H257V261H259V263L260 262H263V263H261V264H264V233L263 232H261V230L260 229H262L260 226V229L258 228V225L260 224V223H262L263 221H262V219L264 218H262L261 216H262V214H260L259 212H261L262 211V208H264V204H262L264 201V197L262 196V194L259 192V190H257V203H259V200H262V202L261 203H259V205L260 204H262V205H260V208L261 209H257L258 211V213L261 215H258V217H257V220L258 219H260V221L258 220L257 221V247L256 246H253L254 244L252 243V242H246V241H242V242H240V245L242 246V248L244 247L245 248V250H249V254H248V256L250 257V259H247L245 256L243 257V258H241V260H237L240 256V251H238V250H235V249H232V248H230V251H229V248H226L227 247V245L226 244H222L223 243V239H224V242H226V239L228 238V234H227V232L225 233V232H223V230H220V231H217V228H215L213 225H209V227H208V225L206 226L205 225V223H207V220H205L206 219V216L204 217V214L205 215H207L206 213H207V209L209 208L208 206H203V204L200 202L201 200H202V193H203V195H204V192L206 191V189H208V187L210 188L211 186H212V183L210 182H208L207 180H204V177H205V175L207 174H205V171H206V168H207V170H208V168H211V170H210V172H209V170L207 171L208 173H211L212 174V172H213V174L214 173H216L215 175H218L219 176V173L221 174V173H225V171L227 172V168L225 169H220L219 170V168H217V167H215L214 165V167L213 166H211V167H209V165H202L203 166V168H204V170H203V168L200 166L201 164H199V163H197V162H199L200 161V159L203 157V158H205V156L207 155V157L204 159V160H210V162L211 163H213V164H216V162H218V160H219V157H216V156H218V154L217 153H214V151L212 152V156H213V160H212V156L210 155V154H205V153H200V155H201V157H199L200 155H199V153H197V155L195 156V155H192V156H195L196 158H197V156H198V158L196 159V162L194 163V164H197V165H199L200 167V170H198L199 168H197L198 166L197 165H195V166H191L190 164H188V165H190L189 166V168H188V165L186 164L189 160H184L183 159V157L185 158V159H190L191 160V158L189 157H187V156H183V154H181L182 152H180L179 151V153L177 152V150H178V148H180V145L182 144H180V140L178 141V138L177 137H175L174 135H176V131H173V130H177L176 129V126H174L173 127V130H172V128L170 127L171 125L170 124H172V123H174V118L177 116H175V115H171L172 117L171 118H173V120L171 119V118H169L170 117V115H169V119H167L166 118V116L165 115H158V116H156V115H147V118L145 117V116H139V115H128V116H130V117H128L127 115V117H128V119H127V117L125 116V115H118V119L121 117V118H123V119H121L122 121L123 120H125V119H127V120H125L123 123H122V121H121V123H117V121H116V119H117V115L115 116H112V117H110V116H107L106 117V119L105 118H101L100 120H97V118L95 119V117H93V118H90L91 117V115H85V114H83L82 112H78V113H75V115H32V116H34V118L33 117H31V115H25V116H22V115H20L19 117H18ZM29 116V118H31V120H29V118H27ZM40 116V117H39ZM46 116H48L49 118H47ZM54 116H56L55 118H54ZM60 116V117H59ZM74 116V117H73ZM120 116V117H119ZM122 116H124V117H122ZM132 116V117H131ZM137 116V117H136ZM153 116H155V117H153ZM165 116V118H163ZM179 116V115H178ZM23 117H24V119H23ZM45 117V118H44ZM64 117V118H63ZM72 117V118H71ZM110 117V118H109ZM116 117V119L114 120V118ZM126 117V118H125ZM142 117H144V119L142 118ZM151 117V118H150ZM196 117V116H195ZM195 117H193V118H195ZM212 118L213 117H215V115H212L211 116ZM7 118V119H6ZM16 118V119H15ZM18 118V119H17ZM22 118V119H21ZM33 118V119H32ZM40 118H41V120H40ZM71 118V119H70ZM108 118V119H107ZM139 118V119H138ZM151 120H150V119ZM163 118V119H162ZM182 119H183V117H181ZM189 119L187 122H189V121H191V122H193V120L194 119ZM197 118V117H196ZM195 118V119H196ZM208 118V122L207 123H209L210 124V119H209V117H206V118H204V119H207ZM44 119V120H43ZM51 119V120H50ZM53 119H55V120H53ZM92 119V120H91ZM114 120L115 122V124L116 125H114V127H115V134H114V139H111V140H109V141H111V142H109L108 141V139H107V136H108V134L107 133H109V131H108V129H109V127H111V126H113V124L114 123H112V120ZM119 119V120H120ZM137 119V120H136ZM142 119V120H141ZM146 119H148V121L146 120ZM161 119V120H160ZM164 119H165V121H164ZM173 121H171V120ZM198 119L199 118H197L195 121H197V123L200 121L201 123H203V124H205L206 122V120L204 121V119H203V122H202V119H199V121H198ZM2 120V121H1ZM17 120V121H16ZM20 120V121H19ZM48 120V121H47ZM60 120H62V121H60ZM69 120V121H68ZM102 120V121H101ZM132 120V121H131ZM135 120V121H134ZM162 121V125H159L161 122L160 121ZM169 120V121H168ZM183 120H184V122H183ZM182 120V122L185 124V123H187V122H185L187 119H183ZM212 120V119H211ZM21 121H23V122H21ZM32 121H34V122H32ZM38 121V122H37ZM40 121L41 122H43V124L42 123H40ZM46 121V122H45ZM51 121H52V123H51ZM54 121H56V122H54ZM59 121V122H58ZM64 121V122H63ZM103 122L102 123V126H98V122ZM136 121H139L138 123H139V125H137L138 123L136 122ZM141 121V122H140ZM143 121V122H142ZM147 121V122H146ZM167 121V122H166ZM194 121V122H195ZM236 122H238V120H235ZM10 122V123H9ZM12 122V123H11ZM16 122V123H15ZM48 122H50L51 123V125L48 123ZM62 122V123H61ZM76 122V123H75ZM118 122H120V121H118ZM131 124H130V123ZM194 122H193V124H194ZM205 122V123H204ZM5 123V124H4ZM15 123V124H14ZM21 123V124H20ZM23 123V124H22ZM55 123H56V126H55ZM66 125V128H65V126H64V124ZM107 123V124H106ZM112 123V124H111ZM143 123V124H142ZM150 123V124H149ZM161 127V130L162 129H164V127H163V125H167L166 127H165V130H169V134L171 133V132H173V134H171V138L173 139V142H171L172 141V139L170 138V135H168V133H165V131L164 130H162V133H161V139H163L164 140V143H165V140H166V138H164V137H168L169 136V138H170V144L171 145H173L172 143H174V144H178V143H176V138H177V141L179 142V146L177 145H173V146H171V148L173 147V149L175 148V146L177 147V149H175L176 150V152L174 151V150H172V151H174L173 153H175L176 154V156L177 155H179V154H181V155H179V156H177L178 157V159H180L181 157H182V160H184L186 163L184 164V161L182 162V160L180 159V161L176 158V156H175V154H173L172 155V151H171V148L169 147V146H167V144H169V142H168V139L169 138H167V142L168 143H166V144H163V147H160V146H158V149H161V150H158L156 147L157 146H155V145H150V146H152V147H150L149 149L147 148V153H149L150 154V156L151 157H153V159L155 158V156H157V157H159L160 155V157H162V161H164L165 159H166V161L167 162H163V163H160V164H162V165H164V166H162V165H160V164H153V165H151L150 166V168H149V165L148 164H146V163H144V162H142V159H143V152L139 149V146H140V144L143 142V140H145L146 138H147V136H149V137H151L152 135L153 136H155L154 135V133L156 134V136L158 135L156 132H158L159 133V131L157 130H153L152 128L154 127V128H156V126H157V124ZM166 123V124H165ZM183 123H182V125H183ZM196 122H195V124H197ZM207 123L205 124V125H207ZM12 124V125H11ZM17 124V125H16ZM19 124V125H18ZM28 124V125H27ZM46 124V125H45ZM54 124V125H53ZM58 124V125H57ZM61 124H63L62 126H60ZM67 124H69V125H67ZM119 124V125H118ZM137 125V127H136V125ZM192 124V123H191ZM208 124V125H209ZM230 124V123H229ZM228 124V125H229ZM234 124H236L235 122H233L232 123V125H234ZM13 125H16V126H18V127H16V126H13ZM21 125V126H20ZM25 127H24V126ZM53 125V126H52ZM80 125V126H79ZM106 125V126H105ZM130 125V126H129ZM154 125V126H153ZM173 125V124H172ZM174 125H175V123H174ZM207 125V126H208ZM231 125V126H232ZM9 126H11V127H9ZM51 126H52V128H51ZM105 126V127H104ZM207 126H205V127H207ZM6 127V128H5ZM43 127V128H42ZM48 127H49V131H47L48 130ZM61 129H59V128ZM62 127V128H61ZM69 127V128H68ZM78 127V128H77ZM80 127V128H79ZM117 127V128H116ZM120 127V128H119ZM128 127V128H127ZM141 128V130H140V128ZM143 127H145V128H143ZM149 127V128H148ZM168 127V128H167ZM171 128V132H170V128ZM230 127V126H229ZM10 128H13V130L15 131H13L12 129H10ZM17 128H19L18 130H20V132H22V130H23V134L22 133H20L19 131H17L16 132V129ZM42 128V129H41ZM58 128V129H57ZM65 128V130H63ZM68 128V131L66 130ZM75 128H77L78 130H76ZM102 128V129H101ZM107 128V129H106ZM167 128V129H166ZM2 129V130H1ZM71 129V130H70ZM136 129V130H135ZM144 129H146V130H144ZM149 129H150V131H149ZM153 130V132H152V130ZM203 128L201 127V129H200V133L202 134V136L203 135H205V136H203L202 138H201V140L202 139H204V140H206L207 141V139L205 138L207 135L205 134L206 133V131H205V129L206 128H204L203 130H202ZM41 130V131H40ZM55 130V131H54ZM60 130V131H59ZM76 130V131H75ZM139 130H140V132H139ZM144 132H143V131ZM206 130H209V128H207ZM9 131V132H8ZM12 131V132H11ZM27 132V134H25L24 132ZM57 131V132H56ZM70 131V132H69ZM72 131V132H71ZM126 131V132H125ZM128 131V132H127ZM134 131V132H133ZM149 131V132H148ZM205 131V132H204ZM43 132H44V134H43ZM46 132V133H45ZM53 132H54V134H53ZM67 132V133H66ZM81 132V133H80ZM118 132V133H117ZM133 132V133H132ZM167 132V131H166ZM209 133L211 132V131H208ZM207 132V133H208ZM6 133V134H5ZM8 133V134H7ZM12 133H13V135H12ZM20 133V134H19ZM52 133V134H51ZM78 133V134H77ZM139 134V135H137V134ZM152 133V135H150ZM163 133H165L164 135V137H162L163 135ZM175 133V134H174ZM16 134V135H15ZM17 134H19V137H18V135ZM22 134V135H21ZM56 134V135H55ZM60 134H62L60 137H58ZM124 134H126V135H124ZM147 134V135H146ZM212 134V133H211ZM211 134H209V135H211ZM21 135V136H20ZM24 135V136H23ZM25 135L27 136H29V138H28V136L27 137H25ZM48 135V136H47ZM53 135H55V136H57V137H55V136H53ZM77 135H79V136H77ZM84 135H86V136H84ZM94 135V136H93ZM101 135V136H100ZM127 135H128V137H127ZM130 135H131V137H130ZM143 135V136H142ZM208 135V136H209ZM9 136V137H8ZM23 136V137H22ZM50 136H51V138H50ZM62 136H64V137H62ZM73 136V137H72ZM77 136V137H76ZM88 136V137H87ZM117 136V137H116ZM124 136V137H123ZM133 136V137H132ZM155 136V137H156ZM174 136V137H173ZM178 136V135H177ZM208 136H207V138H208ZM212 136V135H211ZM7 137H8V139H7ZM20 137H22V138H20ZM42 137V138H41ZM66 137H68L67 139L69 140V138H70V142H71V145L69 144V146L71 147L70 149H72V150H70L69 152H71V154L73 155L74 153L73 152H75V153H77L78 152V150H79V152H78V156H81V155H83L82 157L84 158V156H85V158H86V156L89 154L90 156L88 157L87 156V159H85V161H87L86 163L87 164H83V163H85V161L84 162H82V164L84 165L83 167H84V172L85 173H87L86 172V169L88 170V168H89V170L91 171V169H92V171H94L93 170V167H94V169L96 168V170H97V172H98V177H97V175H93L94 173H96L95 171H94V173L93 172H88V175L89 174H91L92 173V177H90L92 180H90L89 178L86 180V181H84L85 179H83L84 178V176H87V174H84V176H82L83 178L82 179H80V180H83L84 181V183L85 184H83V182H81L84 186H85V188L83 187V185L80 183V181H78L79 183H80V185H82L81 186V188H80V190H79V196L76 194V195H72L73 197H74V200H73V197L71 198V196L70 197H68V192H65L64 193V191H66V189H68V188H70V190H72L71 189V187L72 188H78L79 189V187H80V185H78V182L76 183V185H78V186H72L73 185V183H71V182H75V181H77L76 179H75V177L73 178L72 176L73 175H71L74 171H75V167H72V166H70V165H68V164H53L52 162H54V160L52 159V158H50V159H48L49 157H50V153L51 152H47V149L44 151V149H43V147H49V148H56L58 145H59V143H61L63 140H66ZM75 137V140H76V142L77 141H79V143L77 142V143H75L74 141V138ZM79 137L81 138L80 140H79ZM102 137V138H101ZM127 137V138H126ZM135 137V138H134ZM138 137V138H137ZM145 137V138H144ZM45 138H47V139H45ZM52 138H54V139H52ZM56 138H58V139H56ZM77 138V139H76ZM86 138V139H85ZM99 138V139H98ZM129 138H130V141H128L129 140ZM140 138V140H138ZM154 138V137H153ZM160 138V136L158 135L157 136V139L156 138H154V139H156V140H158ZM4 139V140H3ZM26 139V140H25ZM28 139V140H27ZM41 139V140H40ZM44 139V140H43ZM72 139V140H71ZM97 139H98V141H97ZM131 139H134V141H132ZM142 139V140H141ZM174 139H175V141H174ZM25 140V141H24ZM40 140V141H39ZM46 140V141H45ZM55 140V141H54ZM56 140H57V142H56ZM62 140V141H61ZM101 142H100V141ZM127 140V141H126ZM136 140H138V141H136ZM19 141L20 142H25V144H23V143H19ZM67 141V140H66ZM73 141V142H72ZM86 142V143H82L81 144V142ZM92 142V143H90L89 145H88V142ZM108 141V142H107ZM115 141V142H114ZM125 141V142H124ZM159 141H160V139H159ZM55 142H56V144H55ZM120 142V143H119ZM124 144H123V143ZM133 142V143H132ZM138 144H137V143ZM5 143H6V145H5ZM11 143V144H10ZM27 143V144H26ZM43 144V147H42V149L40 148V151L39 152H37L39 149H38V146L40 147V146H42L41 144ZM45 143V144H44ZM113 143V144H112ZM131 143V144H130ZM163 143V142H162ZM46 144H49V145H46ZM51 144V145H50ZM58 144V145H57ZM73 144H75L74 146H73ZM79 144H81V145H83V146H85V144H86V148L85 147H82V148H80L81 146H79ZM94 146V148H93V146ZM98 146V147H96V145ZM107 144H109V145H107ZM135 144H136V146H135ZM5 145V146H4ZM25 145V146H24ZM45 145V146H44ZM107 145V146H106ZM110 145H111V147H110ZM166 145V146H165ZM1 146H2V149H1ZM8 146V147H7ZM15 146V147H14ZM23 146V147H22ZM37 148H36V147ZM52 146V147H51ZM92 146V147H91ZM109 146V148H111L110 150L111 151H113L115 148L118 150H116L115 149V151H117V154H119V155H121L122 156V154L123 155H125L126 157H124V156H122V157H124V159H126L127 158V160L126 161H130L131 162V164H127V165H130V166H132L133 167V170H134V172L136 173L135 174V180H133L134 181V185H133V183H131L130 184V189H133L132 191H134L136 194H134V192H133V196H135V197H133V198H131V195H129V197L131 198H129L131 201H129V206H132L130 209H129V211L131 210V213L129 212V211H125V212H123V215L121 214V216L119 217H117L118 218V220H116L117 218L115 217V219H114V216L112 215L113 214V211L112 210H110V207H100L99 209H100V211H98L99 209L97 208V212L98 213H95V211L96 210H94V208H93V205H92V199L90 198L91 197V193L93 194V192H92V190L94 191L95 189H92V187L94 188V187H96L95 185H96V182H98V184H97V186L99 185V186H101V187H104L105 185V182L106 183H108V185H110V187H111V189H116V187L118 188V189H116L115 191H118V192H121L120 191V188H121V186H122V184L120 183V182H118V184H116L117 182L113 179V176H114V172H115V169L113 168V166H111L110 164H108V162H106V161H104V162H102V161H99L98 160V162H101L100 163V166H99V163H97V164H95L96 163V161L94 160V158L96 157V155L95 154H98V152L99 151H101L102 152V150L106 153V155H108L109 153H110V150H108L109 151V153H107L106 151H107V147ZM116 146V147H115ZM5 147V148H4ZM14 147V148H13ZM45 147V148H46ZM77 147V148H76ZM91 147V148H90ZM134 147V148H133ZM9 148L12 150V155H11V152H10V150H9ZM22 148H24V149H22ZM76 148V149H75ZM96 148V149H95ZM99 148V149H98ZM126 148V149H125ZM136 148V149H135ZM168 148V149H167ZM170 148V149H169ZM22 150V152L20 151V150ZM67 149H68V147H67ZM90 149V150H89ZM95 149V150H94ZM98 149V150H97ZM101 149V150H100ZM135 149V150H134ZM153 149V150H152ZM2 150V151H1ZM7 150V151H6ZM15 150V151H14ZM27 150V153H25V151ZM69 150V149H68ZM84 150H88V151H92L93 152V154L95 155H93V158H92V154H91V152H88V154L84 151ZM24 151V152H23ZM50 151H51V149H50ZM55 151H57L56 149H55ZM55 151H52V153L53 152H55ZM77 151V152H76ZM81 151H84L85 153H83V152H81ZM95 151V152H94ZM139 151V152H138ZM153 151H156V152H153ZM264 152V147H262V150L260 151L261 152V154ZM8 154H6V153ZM10 152V153H9ZM29 152V153H28ZM46 152H47V156H46ZM128 152V153H127ZM137 152V153H136ZM24 153V154H23ZM103 153V152H102ZM141 153V154H140ZM155 153V154H154ZM170 153V154H169ZM3 154V155H2ZM26 154V155H25ZM30 155V156H27V155ZM37 154V155H36ZM49 154V155H48ZM60 153H58V155H59ZM129 154V155H128ZM135 154H136V156H135ZM160 154V155H159ZM213 154H217V155H213ZM11 155V156H10ZM26 157H28V158H26ZM53 155V154H52ZM75 155V154H74ZM104 156H105V154H103ZM102 155V157H104ZM129 157H128V156ZM131 155H132V157H131ZM155 155V156H154ZM205 155V156H204ZM263 155V154H262ZM6 156V157H5ZM32 156H33V158H32ZM134 156V157H133ZM171 156L173 157L174 156V158L172 159L171 158ZM208 156H209V158H208ZM264 156V155H263ZM29 157H31V158H29ZM110 157H112V155H108V158H110ZM138 157H139V159H138ZM166 157V158H165ZM180 157V158H179ZM195 157H192V158H194L193 160L195 161ZM9 158V159H8ZM27 160H26V159ZM45 158V159H44ZM46 158H47V160H46ZM136 158V159H135ZM200 158V159H199ZM23 159V160H22ZM28 159H29V161H28ZM30 159H32V160H30ZM96 160L98 159V157L97 158H95ZM130 159V160H129ZM169 159H170V161H169ZM177 159V160H176ZM199 159V161H197ZM26 160V163H23L24 161ZM50 160V161H49ZM174 160V161H173ZM202 160V159H201ZM203 160V161H204ZM206 160V161H207ZM3 161H4V163H3ZM11 161V162H10ZM23 161V162H22ZM92 161V162H91ZM139 161H141V162H139ZM177 161V162H176ZM178 161L180 162V163H178ZM213 161V162H212ZM6 162V163H5ZM22 162V163H21ZM30 162V163H29ZM32 162V163H31ZM42 162H43V164H42ZM106 162V163H105ZM93 163L95 164V166L93 165ZM138 163V164H137ZM140 163V164H139ZM170 163V164H169ZM171 163H172V165H171ZM183 163V165H181ZM189 163V162H188ZM263 165H260V164H258L257 165V171L259 170V169H262V168H264V162H261ZM4 166H3V165ZM34 164V165H33ZM48 164V165H47ZM52 164H53V166H52ZM167 164H169V165H167ZM180 164V165H179ZM12 165V166H11ZM26 165V166H25ZM32 165V166H31ZM44 165L45 166H47V167H45L44 169H43V167H44ZM50 165V167H48ZM55 165H58V166H55ZM60 165L62 166V167H60ZM65 165V166H64ZM98 165V166H97ZM105 165V166H104ZM135 167H134V166ZM136 165H137V167H139L138 169H137V167H136ZM156 165V166H155ZM165 165H166V169H165ZM171 165V166H170ZM35 166V167H34ZM88 166V167H87ZM97 166V167H96ZM152 166H153V168H152ZM159 166H161L162 167V169H160L161 167H159ZM173 166V167H172ZM176 166V167H175ZM207 166V167H206ZM3 167H4V169H3ZM20 167H21V170H23L22 172H21V170H20ZM39 167H41L40 169H39ZM54 167V168H53ZM91 167V168H90ZM100 169H99V168ZM102 167V168H101ZM109 167V168H108ZM112 167V168H111ZM132 167H131V169H132ZM147 167V168H146ZM159 167V168H158ZM164 167V168H163ZM206 167V168H205ZM213 167V168H212ZM25 170H24V169ZM29 168V169H28ZM47 168V169H46ZM51 168H53V169H51ZM86 168V169H85ZM98 168V169H97ZM145 168H146V170H145ZM158 168V169H157ZM176 168V169H175ZM214 168H217V170L216 169H214ZM31 169H34L33 170V172H32V170ZM38 169L40 170V171H38ZM43 169V170H42ZM153 169V170H152ZM164 169V170H163ZM196 169H197V171H196ZM212 169H214L213 171H212ZM45 170H47V171H45ZM57 170V171H56ZM59 170V171H58ZM65 170V171H64ZM66 170L68 171L67 173H66ZM88 170V171H89ZM99 170V171H98ZM154 170H155V172H154ZM175 170V171H174ZM179 170V171H178ZM189 170H191V175H193L194 177L198 174V176H196L195 178L194 177H192L191 175H190V171ZM203 171V174L201 173L202 171ZM219 170V171H218ZM264 170V169H263ZM5 171V172H4ZM42 171L45 173H42ZM51 171V172H50ZM54 171H56V172H54ZM72 171V172H71ZM100 171L103 173H100ZM112 171V172H111ZM148 173H147V172ZM158 171V172H157ZM216 171V172H215ZM222 171V172H221ZM20 172L22 173V174H20ZM37 172V173H36ZM40 172H41V174H43V175H45V176H42V175H40ZM50 174H48V173ZM140 172H142V173H140ZM144 172L146 173V174H144ZM170 172V173H169ZM219 172V173H218ZM18 173H19V175H18ZM24 173H25V176H24ZM31 173H33V174H31ZM56 173H63V174H56ZM66 173V174H65ZM68 173H70V174H68ZM100 173V174H99ZM110 173H112V176L110 175ZM150 173H153L152 175L150 174ZM187 173V174H186ZM195 173V174H194ZM223 173V174H224ZM262 173H263V175H262ZM13 174H15V176H13ZM67 174H68V176H67ZM101 174H102V176H104V178H102V176H101ZM108 174V175H107ZM148 174V176H146ZM183 174V175H182ZM9 175H10V178H11V176H13L11 179H14V180H12V181H9V179L10 178H8L9 177ZM17 175V176H16ZM20 175H22L21 177H20ZM48 175V176H47ZM55 175V176H54ZM59 175L60 176H62L63 178H64V180H63V178H58L59 177ZM69 175H70V177H69ZM141 175V176H140ZM143 175H144V178H142L143 177ZM151 175V176H150ZM174 175V176H173ZM259 175H262L261 177H264V172L262 171L261 173L259 172ZM2 176V177H1ZM7 177V179H6V177ZM32 176V177H31ZM39 176H40V178H39ZM55 179H57L58 181H59V179L62 181H59V182H57V180H55L54 181V178ZM96 176V177H95ZM109 178H108V177ZM110 176H111V178H110ZM137 176V177H136ZM185 178H184V177ZM207 176V175H206ZM4 177V178H3ZM34 177H36V178H34ZM37 177H38V179H39V181H38V179H37ZM45 177V178H44ZM93 177H95V178H93ZM147 177V178H146ZM165 180V181H158V180H160V179H162V178ZM200 177H203V178H201V179H199ZM25 178H27V179H25ZM28 178L30 179V178H32V180L30 179V180H28ZM70 178V179H69ZM86 178V177H85ZM96 178H98V180L96 179ZM108 178V179H107ZM136 178H138V179H136ZM154 178V179H153ZM168 178V179H167ZM183 180H182V179ZM206 178V177H205ZM10 179V180H11ZM20 179H21V181H20ZM44 179V180H43ZM46 179V180H45ZM48 179H49V181H48ZM51 179V180H50ZM75 179V180H74ZM101 179V180H100ZM142 179V182H140V180ZM144 179V180H143ZM156 179V180H155ZM171 181H170V180ZM187 181H186V180ZM194 179V180H193ZM16 180V182H14ZM18 180H19V182H18ZM26 180V181H25ZM34 180V181H33ZM43 180V181H42ZM74 180V181H73ZM102 180H105V182L103 183V181ZM147 180V181H146ZM148 180H149V182H148ZM173 180V181H172ZM177 180V181H176ZM192 182H191V181ZM258 180V179H257ZM25 181V182H24ZM32 181V182H31ZM38 181V182H37ZM66 181V182H65ZM87 181H88V183H87ZM90 181V182H89ZM93 181H95V182H93ZM112 181H115V182H113L112 183ZM168 183H167V182ZM190 181V182H189ZM10 182H13L14 183V185L12 184V183H10ZM31 182V183H30ZM43 182V183H42ZM47 182V183H46ZM50 184H49V183ZM56 183V185L58 186H56V185H54L55 183ZM67 183V185H68V188H66L67 186H66V184L65 183ZM91 182H93V185L92 184H90ZM99 182L101 183L102 182V185L101 184H99ZM139 182V183H138ZM153 184H152V183ZM158 182L159 183H164L163 185H157L158 184ZM200 182V183H199ZM218 182V181H217ZM216 182V183H217ZM5 183V184H4ZM7 183H9V185L7 184ZM27 183V184H26ZM34 184V186H36V187H32V189L30 188V186H33V184ZM38 183V184H37ZM60 183H61V185H60ZM71 185H70V184ZM114 183L116 184L115 186H114ZM154 183H156V187H154L153 185H154ZM182 183V184H181ZM207 183H209V184H211V185H209L208 186V184ZM10 184H11V187H9L10 186ZM19 184V185H18ZM24 184V185H23ZM29 184H31V185H29ZM64 184V185H63ZM75 184V183H74ZM88 184V185H87ZM120 184V185H119ZM178 184H180V185H178ZM190 184V185H189ZM191 184H195V188H197V189H195V188H193V186L194 185H191ZM218 184H219V182H218ZM44 186V187H42V186ZM48 185V186H47ZM70 185V186H69ZM91 185H92V187H91ZM113 186V188H112V186ZM119 185V186H118ZM175 185V186H174ZM185 185V186H184ZM196 185H197V187H196ZM199 185V186H198ZM1 186H3V187H1ZM41 186V187H40ZM62 186V187H61ZM66 186V187H65ZM90 186V187H89ZM107 186V185H106ZM132 186V187H131ZM142 186H144L143 188H142ZM151 186V187H150ZM152 186H153V189H152V191L154 190L155 192H152L151 191V189L149 190V189H147L146 187H148V188H152ZM177 186V187H176ZM190 186H191V188H190ZM202 186V187H201ZM13 187H14V189H13ZM29 187V188H28ZM59 187H61L59 190H58V188ZM63 187H65V188H63ZM109 187V188H110ZM134 187V188H133ZM162 187V188H161ZM175 187V188H174ZM180 187V188H179ZM199 187V188H198ZM53 189L54 191H53V194H55L54 195V198L56 199H53V197H50V195H52V193L50 194V192H46L45 190H49V189ZM91 188V189H90ZM171 188V189H170ZM177 188V189H176ZM188 188V189H187ZM189 188H190V190L191 189H193V190H189ZM204 188V189H203ZM33 189H35L34 191H31V190H33ZM45 189V190H44ZM90 189V190H89ZM113 189V190H114ZM143 189H145V190H143ZM158 189H159V191H158ZM174 189V190H173ZM195 189V190H194ZM9 190H11V191H9ZM30 191V193H29V191ZM39 190V191H38ZM43 190V191H42ZM62 190H64V191H62ZM136 190H138V193H137V191ZM143 192H142V191ZM162 190V191H161ZM165 190V192H163ZM168 190V191H167ZM186 192H185V191ZM9 191V192H8ZM56 191V192H55ZM67 191H69V189L67 190ZM78 191V190H77ZM87 191H91V192H88V193H86ZM156 191H158V192H156ZM196 193H195V192ZM55 192V193H54ZM142 194H141V193ZM145 192V193H144ZM149 193V192H151L150 193V195H147V199H143V198H145V195H146V193ZM168 192H169V194H168ZM187 192H189V193H187ZM192 192V193H191ZM4 193V194H3ZM35 193V194H34ZM47 193V194H46ZM48 193H49V195H48ZM56 193H58V194H56ZM61 193L62 194H64V195H62L63 197L65 196V198H63L62 196H61V198H60V196H57V195H61ZM67 193V194H66ZM86 195H85V194ZM145 195H144V194ZM147 193V194H148ZM153 193V194H152ZM156 193H158L157 195H156ZM171 193H173V194H175V195H171ZM185 193V194H184ZM190 193H191V195H193L194 197H190ZM9 194V195H8ZM28 194H30L28 197H27V195ZM40 194V195H39ZM83 194V195H82ZM161 194H163L162 196L163 197H161ZM183 194V195H182ZM21 196L23 199H21V198H19V196ZM43 195V196H42ZM88 195H90V196H88ZM140 195H141V197H140ZM153 195V196H152ZM156 195V196H155ZM159 195V196H158ZM166 195V196H165ZM189 195V196H188ZM13 196H15V197H13ZM35 196V197H34ZM46 196H49L50 198H48V200L46 199ZM67 196V197H66ZM83 196H86V197H83ZM88 196V197H87ZM144 196V197H143ZM150 196H151V199H150ZM157 196H158V198H157ZM182 196H184V197H182ZM187 196V197H186ZM16 197H17V208H16V211H15V205L14 204H12V203H16ZM24 197H25V199H24ZM39 198V199H37V198ZM42 197V198H41ZM45 197V198H44ZM78 198V199H75V198ZM143 197V198H142ZM153 197H154V199H153ZM165 197H167L166 199H164ZM169 197V198H168ZM175 199V201H171V200H173V198ZM180 197H181V199H180ZM18 198H19V200H18ZM62 198L65 200L66 198L67 199H71V200H73V201H70L69 202V200H67L66 199V201H67V203H65L68 207H66V206H64V207H66V208H64L63 207V204H64V202L62 203L61 201H64V200H62ZM141 198V199H140ZM157 198V199H156ZM172 198V199H171ZM185 198H193V200H197L195 203H196V205H194V207H193V210H189V211H194V209L196 208V210H198L197 209V207L198 208H202L201 209V211H200V213H198L197 211V218H195V220H194V223L197 225V222H198V224H200L201 222V225L203 226V225H205L204 226V228L201 226L200 227V229H199V227L198 228H196V227H194V226H196L195 224H193V222H190L189 221V223H188V221L187 222H184L185 224H183L182 225V223H181V225L183 226L182 228L180 227V229L179 228H177L176 227V229H178V231L175 229V231H173L172 229L173 228H175V227H173L172 228V224H173V226H174V224L175 223H177L175 226H177L180 222H178V220L180 219L181 221L182 220H184V219H186V218H184V216L183 215H179V216H174V215H176V214H169V212H165L166 210H167V207L169 206V207H171V209H172V207H174L175 206V204H176V202H177V204H179L180 203V200L182 201V199L184 200ZM261 198V199H260ZM4 199V200H3ZM7 199H8V201H7ZM30 199V200H29ZM43 199V200H42ZM44 199H46V200H44ZM50 199V200H49ZM52 199H53V201H52ZM60 199H61V201H60ZM133 199H136V200H133ZM138 199V200H137ZM150 199V200H149ZM176 199H179V201H177ZM14 200V201H13ZM23 200H24V202H23ZM28 200V201H27ZM37 200L39 201V200H41V201H39L38 203H37ZM55 200V201H54ZM76 200H78V201H76ZM83 200V201H82ZM87 200V201H86ZM89 200H90V202H89ZM153 201V205L150 203V205H152V207L150 208H148V203H149V201ZM155 200V201H154ZM160 200V201H159ZM186 200V199H185ZM20 201V203H18ZM26 201H27V203L28 204H30V206L26 203ZM58 201V202H57ZM65 201V202H66ZM80 201H82L84 204H86L87 202H88V204H86V206L85 207H83V203H82V210L84 209V208H87V209H89V208H91L92 209V211H90L91 209H89V210H86V209H84L83 210V214H82V210H80V208H81V206L78 208V206L77 205H80L79 203H80ZM136 201V202H135ZM139 201V202H138ZM170 201V202H169ZM30 202V203H29ZM35 202V203H34ZM45 202V203H44ZM77 202V203H76ZM141 202V203H140ZM148 202V203H147ZM171 202H173V203H175V204H173V203H171ZM222 203H223V201H221ZM9 203V204H8ZM51 203V204H50ZM132 203H134V204H137V205H135L134 207H133V204ZM147 203V204H146ZM5 204V205H4ZM18 204H19V206H18ZM27 204V205H26ZM39 204H42L41 206L43 207V209H41L42 207L41 206H39L38 207V205ZM64 204V205H65ZM75 204H77V205H75ZM170 204H171V206H170ZM173 204V205H172ZM177 204H176V206H177ZM200 204V205H199ZM201 204H202V206H201ZM36 205V206H35ZM46 205H47V207H46ZM90 205V206H89ZM92 205V206H91ZM154 205H156V206H154ZM24 206V207H23ZM27 206V207H26ZM29 206V207H28ZM75 206V207H74ZM88 206H89V208H88ZM136 206H138V207H136ZM165 206V207H164ZM196 206V207H195ZM201 206V207H200ZM3 207V208H2ZM6 207V208H5ZM10 207H11V209L13 210L12 212H10V215L12 216V218L13 217H15L16 215H18V212H19V214H21V215H18L17 216V218L19 217V223H18V228H19V230H18V228H15L14 229V231L15 232H11L10 233V231H11V225H10V223H14V218H13V221H12V219H9L11 216L9 215V212H7L8 211V209H10ZM21 207V208H20ZM30 207H31V209H30ZM32 207H34V208H32ZM44 207L45 208H47V211L45 212V209H44ZM76 207H77V210H76ZM139 207H141V209L140 210H142V207L146 210V209H148L149 210V212H151V214L154 212H152V210H154V209H156L157 210V213H159L160 215H161V217H159V216H156L157 214H153V215H151L150 213H146L145 214V212H141V211H137V210H139ZM168 207V208H169ZM40 208V209H39ZM105 208V209H104ZM112 208V207H111ZM138 208V209H137ZM164 208H166V210L164 209ZM232 208V210H231V212H230V215H231V217H233V216H235L234 214H236V208L233 206V207H231ZM7 209V210H6ZM30 209V210H29ZM58 209H60V210H58ZM102 209V210H101ZM136 211H134V210ZM151 209V210H150ZM199 209V210H200ZM23 210V211H22ZM39 210V211H38ZM42 210V211H41ZM66 210V211H65ZM71 210V211H70ZM79 210V211H78ZM94 210V211H93ZM155 210V211H156ZM160 210H162V211H160ZM198 210V211H199ZM264 210V209H263ZM18 211V212H17ZM61 211V212H60ZM64 211V212H63ZM68 211V212H67ZM70 211V212H69ZM73 211H78V213L77 214H79L80 213V211H81V213L80 214H82V215H79V216H81L80 217V219H78L79 218V216H77L76 215V212L75 213H73ZM89 211V212H88ZM110 211L112 212V213H110ZM160 211V212H159ZM188 210L185 212L186 213V216H188L189 215V217H190V215L191 214H193V213H191V212H189ZM235 211V212H234ZM14 212V213H13ZM17 212V213H16ZM27 212V213H26ZM33 214H32V213ZM66 212V213H65ZM162 212V213H161ZM206 212V213H205ZM232 212L234 213V214H232ZM29 213V214H28ZM44 213V214H43ZM47 213V214H46ZM72 213V214H71ZM89 213V214H88ZM92 213V215L94 216V217H92V215H91V217L94 219V220H96V221H94L92 218H87V217H90V214ZM136 213V214H135ZM163 213H168V215L169 216H172L171 218H169L168 216H164L165 214H163ZM184 213V214H185ZM201 213H203V214H201ZM257 213V214H258ZM14 214V215H13ZM23 214H25V215H23ZM42 214V215H41ZM60 214V216L58 217V221L56 222L54 219H56V216L57 215H59ZM61 214H63V215H61ZM65 214H68L67 216H65ZM75 216H74V215ZM96 214H97V216H96ZM103 214V215H102ZM110 214H111V216H110ZM163 214V215H162ZM7 215H9L8 216V218L6 217ZM44 215L46 216V217H44ZM71 215V216H70ZM4 216V217H3ZM24 216V217H23ZM55 216V217H54ZM63 216H64V218H63ZM68 216H70V217H68ZM84 216V217H83ZM112 216H113V218H112ZM126 216H128V217H126ZM147 216V217H146ZM152 216H153V218H152ZM156 216V217H155ZM192 216V215H191ZM200 216H202L201 218H200ZM263 216H264V214H263ZM22 217V218H21ZM26 217V218H25ZM33 217V218H32ZM67 217V218H66ZM95 217H97L96 219H95ZM101 217V218H100ZM150 217V218H149ZM158 217V218H157ZM167 219V221L165 220V218ZM173 217H175L174 219L175 220H177V222L175 221V220H173ZM188 217V218H189ZM205 219H204V218ZM0 218V219H1ZM7 218V219H6ZM16 218V217H15ZM29 218H30V220H32V221H30L29 220ZM42 218V219H41ZM59 218H60V220H59ZM73 218V219H72ZM75 218V219H74ZM104 219V221H106V222H108L109 223V221L111 222V223H107L109 226H107V224H103V226L105 225L106 227V230L104 229H102L103 227L100 225V223L101 222H99V220L100 221H102L103 219ZM106 218V219H105ZM121 218V219H120ZM130 218H132V220L130 219ZM138 218H140V219H138ZM163 218V219H162ZM199 218V219H198ZM203 218V219H202ZM262 218V219H261ZM5 219L7 220V222L5 221ZM9 219V220H8ZM38 219H39V222L37 223L36 221H38ZM44 219V220H43ZM92 219V221H94L93 223H95V222H99L98 224H96L95 225V227H94V225L93 224H90V227L88 228V226H89V223H91L92 221H89V220H91ZM97 219H98V221H97ZM109 219V220H108ZM113 219V220H112ZM119 219L121 220V221H119ZM136 219H138V220H136ZM158 221H157V220ZM29 220V221H28ZM45 220H47V221H45ZM54 220V221H53ZM69 220V221H68ZM80 220V221H79ZM82 220H83V222H82ZM153 220V221H152ZM162 220V221H161ZM166 221V222H164V221ZM179 220V221H180ZM196 220H197V222H196ZM205 220V221H204ZM264 220V219H263ZM3 221H4V223H3ZM44 221V222H43ZM48 221H49V223H48ZM51 221V222H50ZM66 221H68L69 223H67ZM75 221V222H74ZM89 221V222H88ZM104 221H102V222H104ZM117 221H119V222H122L121 224L120 223H118L117 222V224H116V222ZM128 221H130V222H128ZM141 221H143V222H141ZM153 223H152V222ZM154 221H156V222H154ZM204 221V222H203ZM262 221V222H261ZM30 222H31V224H30ZM32 222H34V223H32ZM41 222V223H40ZM43 222V223H42ZM54 222V223H53ZM63 222V223H62ZM84 223V225H82V223ZM85 222H88V224L86 225L85 224ZM106 222H104V223H106ZM123 222H125L124 223V225H123ZM135 222V223H134ZM139 222V223H138ZM145 222H146V224H145ZM158 222V223H157ZM161 222V223H160ZM258 222H260V223H258ZM21 223V224H20ZM44 223H46V224H44ZM51 223V224H50ZM66 225H65V224ZM80 223V224H79ZM115 223V224H114ZM148 223V224H147ZM162 223H165L164 224V227H168V228H172L171 229V231H172V233H171V231L170 230H168V228L166 229H164V227H163V224ZM37 224V225H36ZM40 224H44V226H42V225H40ZM57 224H58V226H57ZM62 224V225H61ZM78 224H79V226H78ZM113 224V225H112ZM120 224V225H119ZM143 224V225H142ZM162 224V225H161ZM264 224V223H263ZM25 225L27 226V227H25ZM39 225V226H38ZM47 225V226H46ZM49 225V226H48ZM54 225V226H53ZM55 225H56V227H55ZM59 225H61V226H59ZM74 225V226H73ZM77 225V226H76ZM99 225H100V228L102 229V231H101V229L99 230ZM127 225V226H126ZM130 225V226H129ZM139 225H140V227H139ZM145 225V226H144ZM147 225V226H146ZM152 225V226H151ZM154 225H155V227H154ZM157 225H158V227H157ZM161 225V226H160ZM190 225V226H189ZM194 225V226H193ZM14 225L12 224V227H13ZM45 226H46V230H44L45 229ZM51 226H53V229L54 230H52L51 228ZM67 226V227H66ZM73 226V227H72ZM85 226V227H84ZM118 226V227H117ZM125 226V227H124ZM129 226V227H128ZM138 226V227H137ZM160 226V227H159ZM212 228H211V227ZM24 227V228H23ZM35 227V228H34ZM37 227V228H36ZM49 227H50V229L52 230V232L50 233L49 231H50V229H49ZM55 227V228H54ZM84 227V228H83ZM109 229H108V228ZM117 227V228H116ZM192 227H193V229H192ZM42 228H44V229H42ZM61 228V229H60ZM79 228V229H78ZM122 228V229H121ZM124 228V229H123ZM128 228H131V229H129V230H127ZM136 228V229H135ZM195 228V229H194ZM215 228V229H214ZM3 229V230H2ZM22 229V230H21ZM23 229H25L24 231H23ZM26 229H28L29 230V236H28V233H27V231H26ZM36 231H35V230ZM39 229V230H38ZM59 229V230H58ZM85 230V231H82V230ZM86 229H87V231H86ZM118 229V230H117ZM147 229H150L149 231H147ZM154 229V230H153ZM157 229V230H156ZM161 229V230H160ZM189 229V230H188ZM197 229V230H196ZM207 229V230H206ZM212 229V232L210 233V230ZM5 230H7L8 231V233H7V231H5ZM10 230V231H9ZM17 230V231H16ZM117 230V231H116ZM182 230H183V232H182ZM205 230V231H204ZM4 232V234H5V232H6V236L3 234V232ZM21 231H23V233L21 232ZM98 231V232H97ZM105 231H109L108 233L107 232H105ZM115 231V232H114ZM131 231H132V233H131ZM153 231V232H152ZM158 231H160V233L158 232ZM203 231V233H201ZM207 231H209V232H207ZM263 231H264V229H263ZM21 234H20V233ZM24 232H25V235H22V234H24ZM36 232H38V233H36ZM42 232V233H41ZM64 232V233H63ZM107 233L106 235H105V233ZM123 232V233H122ZM138 232V233H137ZM150 232V233H149ZM170 232V233H169ZM181 232L184 234V233H186L185 234V236L184 237H182V234H181ZM197 232V233H196ZM206 232V233H205ZM221 232V233H220ZM13 233H15V234H13ZM19 234V235H21L22 236V238L23 239H20V237H19V240H18V236L19 235H17V237L16 238H14V236L16 235V234ZM26 233H27V235H26ZM50 233V235L48 236V238H50L48 241L49 242H45L44 244L42 243V242H44V240L45 239H43L44 237H45V234H49ZM55 233V234H54ZM70 233V234H69ZM102 233V234H101ZM103 233H104V236H102L103 235ZM128 233V234H127ZM194 233H195V235L196 236H194ZM211 235H209V234ZM234 233H238V230H234ZM248 233L250 234V236H254L255 235V233H256V230L255 229H252V228H250V230H248ZM3 234V235H2ZM38 234V235H37ZM40 234V235H39ZM52 234V235H51ZM57 234V235H56ZM66 234V235H65ZM100 234V235H99ZM123 236V238H122V236ZM158 234H160V235H162V237H165V238H162L160 235H158ZM170 234V235H169ZM198 234V235H197ZM209 235V237H208V235ZM213 234V235H212ZM215 234V235H214ZM262 234V235H261ZM120 235V236H119ZM142 235V236H141ZM147 235V236H146ZM175 237H174V236ZM206 235H207V237H206ZM226 235V236H225ZM37 236V237H36ZM42 236H44L42 239L40 238V241H41V243L43 244V245H45V248H44V250H46L47 251V249H48V252H46L45 253V251L43 250V245L40 243V241H39V239H38V237H42ZM56 236H58V237H56ZM101 236V237H100ZM106 236H108L107 238H106ZM114 238H113V237ZM116 236L118 237V239L116 238ZM135 236V237H134ZM137 236V237H136ZM150 236V237H149ZM180 236V237H179ZM187 236V238H185ZM214 236H215V238L217 239H215L214 238ZM26 237V238H25ZM63 237V238H62ZM65 237V238H64ZM69 239H68V238ZM105 238V241L103 240L104 238ZM120 237H121V239H120ZM127 237V238H126ZM133 239H132V238ZM192 237H194L195 239H197L196 241L194 240V238L192 239ZM32 238H34V239H32ZM59 238H62V240L61 239H59ZM79 238V237H78ZM85 238H86V240H85ZM140 238V239H139ZM141 238L143 239V240H141ZM150 238V239H149ZM202 238H204L203 240L204 241H206V239L208 238V241L209 240H212V242L211 241H209V242H211V245L212 244H214L215 243V241H216V243L214 244V245H212V249H214V251L211 249L210 251H208V248H210V244H209V242L207 241V243L208 244H206L203 240H202ZM206 238V239H205ZM212 238V239H211ZM218 238L219 239H221V240H218ZM26 239V240H25ZM37 240L38 242H36L38 245H34V244H36L35 242H32V240ZM47 239V238H46ZM66 240V241H64V240ZM136 240V242H135V240ZM148 240V242H147V240ZM159 239V240H158ZM171 239V240H170ZM182 239V240H181ZM203 241V242H200L201 240ZM20 241V242H22V244L20 243V242H18V241ZM103 240V242H101ZM109 240V241H108ZM120 240V241H119ZM124 240V241H123ZM132 240V241H131ZM158 240V241H157ZM174 240V241H173ZM176 240L178 241L176 244H175V242H176ZM180 240V241H179ZM189 240H190V242H193L194 241V245H196V244H198L199 242V244H200V248L201 249H203L202 251H204V252H202L201 250H199L197 247L195 248H193V243L190 245L189 243ZM200 240V241H199ZM11 241H16L17 243H13V242H11ZM23 241H24V243H23ZM29 241H31L32 242V244L30 245L28 242ZM61 241H63V243H62V245H61V243H59V242H61ZM98 243H97V242ZM111 241H112V243H111ZM113 241H114V243H113ZM118 241V242H117ZM144 241V242H143ZM183 241V242H182ZM198 241V242H197ZM9 242V243H8ZM53 242H54V244H53ZM59 243V245H60V247H59V245L57 244V243ZM96 242V243H95ZM107 242H108V244H107ZM119 242H122V243H120L121 245H117ZM125 242H127V244L125 243ZM162 242V243H161ZM167 242V243H166ZM171 242V243H170ZM189 242V243H188ZM196 242V243H195ZM10 243H11V245H10ZM40 243V244H39ZM66 244V247L65 246H63V245H65ZM68 243V244H67ZM101 243H106V244H104V245H106V246H104V245H102ZM152 243V244H151ZM165 243V244H164ZM203 243H205L206 245H204ZM9 244V245H8ZM12 244H14V245H12ZM16 244H18V246L16 245ZM90 244V245H89ZM111 244V245H110ZM113 244V245H112ZM114 244H115V246H114ZM139 244V245H138ZM174 244V245H173ZM178 244V245H177ZM182 244V245H181ZM183 244L185 245L186 244V246L188 245V247H189V249L186 251V253L183 251L182 252V247H183ZM198 244V245H199ZM24 245H26L25 246V248H24ZM34 245V246H33ZM55 245V246H54ZM117 245V246H116ZM173 245V246H172ZM191 247H190V246ZM202 245H204V247H202ZM209 247H208V246ZM225 245H226V247H225ZM39 246H41L40 247V249H38V247ZM55 248H54V247ZM56 246H58V248L56 247ZM89 246V247H88ZM93 246H94V248H93ZM99 246V247H98ZM104 246V252L102 251H100V249L102 250L103 247ZM110 246H112L111 248H109ZM134 246V247H133ZM162 246V247H161ZM169 246V247H168ZM185 246V247H186ZM218 246V247H217ZM4 247H6V249L4 248ZM37 248V251H36V248ZM62 247V249H60ZM91 247V248H90ZM106 247V248H105ZM118 247V248H117ZM138 247V248H137ZM176 247H177V249H176ZM178 247H179V249H178ZM32 248H34V249H32ZM51 248V249H50ZM79 248V247H78ZM78 248L76 249L75 248V250H77L78 251V253H81V246H80V248H79V250H78ZM125 248V249H124ZM143 248V249H142ZM165 248V249H164ZM175 248V249H174ZM59 249V250H58ZM64 249V250H63ZM66 249V250H65ZM72 248L70 247V250H71ZM192 249H194V250H192ZM206 249H207V251H206ZM225 249H228V252H227V250H225ZM108 250V251H107ZM123 250V251H122ZM137 250V251H136ZM164 250V251H163ZM193 251V254H192V251ZM198 252H197V251ZM224 250V251H223ZM263 252H262V251ZM3 251H5V252H3ZM42 251H44L43 253H42ZM50 251H53L54 253H52V252H50ZM57 251V252H56ZM59 251V252H58ZM62 251H64V253L62 252ZM95 251V252H94ZM110 251H111V253H110ZM133 251V252H132ZM201 251V252H200ZM212 251V252H211ZM224 253H223V252ZM231 251H232V253H231ZM251 251V252H250ZM25 252V253H24ZM91 252V253H90ZM106 252H107V254H106ZM139 254H138V253ZM190 252H191V254H190ZM216 252V253H215ZM29 253V254H28ZM56 253V254H55ZM89 253V255H87ZM185 253V254H184ZM205 253V254H204ZM219 253V256L218 255H216V259H219L217 262L215 261L216 259H214L215 258V254H218ZM221 253V254H220ZM228 253H230V254H228ZM262 253V254H261ZM25 254V255H24ZM32 254V255H31ZM38 254V255H37ZM50 254V255H49ZM91 254V255H90ZM100 254L102 255V256H100ZM110 254V255H109ZM141 254H142V256H141ZM188 254V255H187ZM224 254H225V256H224ZM251 254V255H250ZM260 254V255H259ZM29 255H31V256H29ZM42 257H41V256ZM43 255H45V256H43ZM47 255V256H46ZM55 255V256H54ZM60 255V256H59ZM68 255V256H67ZM97 255V256H96ZM140 255V256H139ZM183 255V256H182ZM103 256H107L106 258L105 257H103ZM114 256V257H113ZM139 256V257H138ZM144 256V257H143ZM180 256H182L183 258H184V256H189V257H191L189 260V262L187 261V260H182V257H180ZM221 256V257H220ZM227 256V257H226ZM247 256V255H246ZM30 259H29V258ZM47 258V260H46V258ZM52 257V258H51ZM56 257H57V259H56ZM68 257V258H67ZM198 257V260H200V258ZM213 257V258H212ZM225 257V258H224ZM248 257V258H249ZM263 257V258H262ZM6 258V259H5ZM85 258H87V259H85ZM99 258H101L100 260H98ZM115 258V259H114ZM141 258V259H140ZM179 258V259H178ZM181 258V259H180ZM210 258H212V259H210ZM245 258V259H244ZM51 259V260H50ZM94 259H97V260H94ZM137 259V260H136ZM144 259V260H143ZM162 259V260H161ZM193 259V258H192ZM205 259V260H204ZM229 259V260H228ZM244 259V260H243ZM261 261H260V260ZM13 260V261H12ZM32 260H33V262H32ZM36 260V261H35ZM49 260V261H48ZM61 260V261H60ZM139 260V261H138ZM175 260V261H174ZM176 260H177V262H176ZM209 260H211V262H209ZM28 261V262H27ZM91 261V262H90ZM102 261V262H101ZM119 261V260H118ZM150 261H152V262H150ZM159 261V262H158ZM161 261V262H160ZM182 261V262H181ZM207 263H206V262ZM27 262V263H26ZM68 262V263H67ZM96 262V263H95ZM98 262V263H97ZM108 262V263H107ZM127 262H129V263H127ZM142 262V263H141ZM198 262H196V264H197ZM202 263V262H201ZM219 263H217V264H219ZM203 264V263H202ZM258 264V263H257Z\"/></svg>","mask_w":264,"mask_h":264}]
</instances>
